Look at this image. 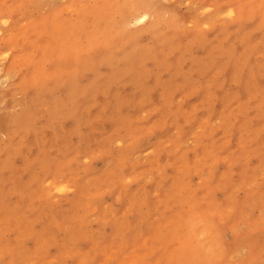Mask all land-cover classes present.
Instances as JSON below:
<instances>
[{
    "label": "rangeland",
    "instance_id": "374dc122",
    "mask_svg": "<svg viewBox=\"0 0 264 264\" xmlns=\"http://www.w3.org/2000/svg\"><path fill=\"white\" fill-rule=\"evenodd\" d=\"M0 264H264V0H0Z\"/></svg>",
    "mask_w": 264,
    "mask_h": 264
},
{
    "label": "bare ground",
    "instance_id": "6f19581e",
    "mask_svg": "<svg viewBox=\"0 0 264 264\" xmlns=\"http://www.w3.org/2000/svg\"><path fill=\"white\" fill-rule=\"evenodd\" d=\"M144 19H145V14L142 13V14H140L135 20H136V21H143Z\"/></svg>",
    "mask_w": 264,
    "mask_h": 264
}]
</instances>
